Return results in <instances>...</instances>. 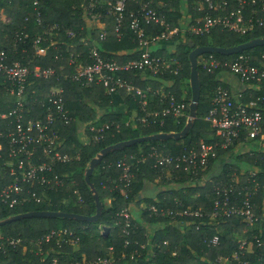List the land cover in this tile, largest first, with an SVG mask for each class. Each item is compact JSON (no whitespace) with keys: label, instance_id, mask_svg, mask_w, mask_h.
<instances>
[{"label":"trees","instance_id":"obj_1","mask_svg":"<svg viewBox=\"0 0 264 264\" xmlns=\"http://www.w3.org/2000/svg\"><path fill=\"white\" fill-rule=\"evenodd\" d=\"M33 1L0 0V49L6 50L10 62L17 60L26 64L30 61L31 64L55 69V76L49 79L29 77L27 100L33 103L37 99L38 102L31 104L27 116L40 115L43 112L41 102L46 99L47 93L55 85H63L64 100L71 120L66 125H60V150L68 153L72 159L56 162L51 170L45 172L49 179L54 180L57 176L59 184L37 181L23 183L25 202L12 209L0 201V220L35 210L93 215L96 212L95 200L84 175L89 161L102 148L119 141L165 132L167 119L172 121L175 131L184 127L191 100L189 52L193 47L190 43L194 46L231 47L264 36V27L258 25L246 32H235L216 26L208 33H192L190 28L208 11L204 0H128L119 25V35L115 30L116 17L108 10L109 0H97L94 11L100 15L92 25L85 18V6L89 4V0H38L41 24L35 21ZM263 1L245 0V16L251 14L258 18L264 15ZM214 3L216 11H211L212 14L228 13L238 7L239 0H228L225 8L218 7L220 0H214ZM143 4L154 9L159 17H163L170 28L178 29L169 40H164L167 43L172 40L175 42L174 46L171 48L169 45V49L162 48L154 53L166 58H176L181 63L178 73H123L135 87L143 90L149 88L145 105L134 90L120 88L108 93L100 83L83 86L62 75L74 70L68 63L70 56L90 62L88 51L93 45L106 58H115L122 62L136 57L139 36L130 27L131 12L138 10ZM185 7L191 21L184 28L181 26V19ZM52 26L56 27L51 29ZM141 28L145 38L156 36L165 30L164 25L155 21H142ZM101 32L106 34L104 39L99 38ZM41 33L46 39L43 42L46 51L37 55L33 40ZM15 40L17 44L13 47ZM244 52L259 56L264 52V45L246 49ZM210 54L221 60L236 55L204 53L198 58ZM61 66H64L63 70L60 69ZM198 70L202 84L201 96L197 118L186 136L139 142L105 155L90 177L103 204L102 214L96 222L39 216L25 217L0 225L1 242L4 243V249H0V264H46L52 255L63 262L79 264H264V221L261 219L264 214V143L260 144V136L248 141L255 147L244 152H235L238 151L237 141L227 150L219 151L218 157L210 161L205 175H199L198 178L177 169L166 179L165 174L152 167L154 159L148 157L136 165L135 177L128 188L127 197L121 190L122 185L118 179L122 168L117 161L124 155L148 153L153 147L161 154L176 155L195 147L201 140H215L214 131L204 117L212 108L214 89L222 81L218 71L210 73L200 65ZM167 82L170 85L165 86ZM222 84L228 87L227 84ZM183 88H186L185 96ZM168 92L176 101L186 103L185 116H154L155 112H161L169 105L171 98ZM258 94V91L247 89L243 99L247 101ZM14 99L4 84L0 83V111H8L13 106ZM143 117L146 120L143 121ZM87 122L111 125L105 130L104 138L95 141L94 133L88 132V138L84 140L79 129L82 123ZM5 128V122L0 121V131H5ZM0 144L1 189L12 180L13 175L5 164L8 159L7 138L0 137ZM42 152L40 149L39 154L42 155ZM158 178L178 186L159 189L155 196L143 195L146 182H153ZM255 182L258 187L254 191ZM244 184L254 191L250 198L253 211L259 217L254 224H250L243 217H219L211 222H207V218L186 217L180 219L182 222L174 223L168 217L159 216L150 210L151 205L173 209L192 206L209 212L215 198L216 186L233 185L240 191ZM31 193L41 197V202L34 201ZM238 195L244 196L242 190ZM79 196L82 201H79ZM132 205L139 210L138 217L132 216ZM125 207H129L128 219L120 215ZM126 223L127 234L123 232ZM103 227L108 230L103 231ZM215 233L219 234V242L216 245L208 244V239ZM48 235L49 238L46 239ZM11 238L20 239L16 247L10 246ZM257 239L262 244L258 245ZM38 240H41V250L34 244ZM242 242L244 246L240 249ZM99 258H106L108 262H101Z\"/></svg>","mask_w":264,"mask_h":264},{"label":"built area","instance_id":"obj_2","mask_svg":"<svg viewBox=\"0 0 264 264\" xmlns=\"http://www.w3.org/2000/svg\"><path fill=\"white\" fill-rule=\"evenodd\" d=\"M128 0H109V12L114 14L117 20L115 30L119 35V25L126 10ZM137 1V0H134ZM142 1V0H139ZM208 5V11L197 20V24L190 28L194 34H204L210 32L214 27L221 26L235 32H246L252 30L255 26L264 27V15L254 18L252 15L245 16V0H239V5L235 10L228 13L212 14L216 11L214 0H204ZM228 0H220L219 8H225ZM97 0H89L85 6V18L89 25L99 18L100 13L95 12ZM38 0L33 1L35 10V21L41 24V12L38 8ZM201 5V3H200ZM264 11V5L262 6ZM132 20L130 27L133 28L139 36V49L136 57L126 61H119L115 58H106L101 55V51L95 45L88 51L90 62H83L77 57L70 56L68 63L73 66V72L63 74L73 81L79 82L83 86H90L94 83L102 84L108 93L115 92L120 88L134 90L140 98L142 104L147 102V92L149 88L143 90L135 87L133 83L123 76L124 72L139 71L143 74L153 75L161 74L165 71L178 73L181 69V63L176 58H166L155 54L153 46L164 40H169L171 36L177 33L176 27L170 28L163 17H159L156 11L143 4L141 8L131 12ZM6 21H9L6 18ZM155 21L165 26L160 34L150 38L143 37L141 22ZM56 26H52L54 29ZM43 33H46L44 31ZM105 32H101L100 39H104ZM21 39V37H18ZM44 34H38L33 40V47L37 55H42L46 51ZM16 40L13 47L16 46ZM198 65L207 72L214 73L218 71L219 79L222 81L217 84L212 97V108L204 119L210 123L215 140H201L195 147H190L184 152L176 155H166L159 153L154 147L150 152L139 154L124 155L117 161L122 171L118 181L124 196L127 197L128 188L135 177L134 170L139 162H144L148 157L153 158L152 167L160 170L161 174L171 176L174 170H181L191 175L193 178L199 175H205L209 168L210 161L218 157L221 150H227L237 141V146L242 145L257 136H260V144L264 143V52L256 56L250 52H238L234 57L221 60L214 55H205L198 58ZM60 69H64L61 66ZM55 69L52 67H42L39 64H31L28 61L23 64L17 60L9 61L5 49H0V83L4 84L9 94L15 97L13 106L8 111H0V121L5 122V131H0V137L7 138V156L5 164L9 172L13 175L12 180L0 189V201L8 208H14L25 202L23 196V183H46L54 182L59 184L60 180L55 177L54 180L46 177L45 172L51 170L56 162H66L72 159L68 153L60 150L62 140L60 138V125H66L70 122L69 110L64 100L65 89L63 85L55 87L47 93L46 99L41 102L43 112L36 117L27 116L30 112L31 104L38 102L35 99L32 102L27 100V86L29 77L49 79L55 76ZM225 74L228 77L235 78L237 85H228V82L221 76ZM58 80V77H57ZM222 83L228 85L224 86ZM247 89L258 91L255 98L244 100V94ZM34 92V90L32 91ZM170 102L161 112H155L156 117L173 116L180 118L185 116L186 103L176 101L171 93ZM250 94V93H249ZM147 117V116H146ZM143 117L142 120H146ZM162 122V120H161ZM84 124L83 139L87 140L88 132L94 133V140L98 141L104 138V132L110 128L109 123L96 124L94 122ZM240 138H242L240 140ZM42 150V155L39 150ZM238 150V149H236ZM2 157V146L0 144V158ZM135 160V161H133ZM253 173V172H251ZM254 174V173H253ZM205 179V178H204ZM237 184L238 181H235ZM258 187L255 182L253 190ZM244 196L240 197V191ZM251 190L246 184L241 186L240 191L233 185H218L215 187V198L209 212L201 207L192 206L173 209L169 207L157 208L153 205L150 210L159 215L168 217L172 222H182V218L198 217L207 218V222L217 220L219 217H243L250 224L258 221L259 217L253 211L251 202ZM29 193L30 191L27 190ZM78 193L77 190L74 191ZM34 201L41 202V197L31 193ZM79 201H82L79 196ZM130 207V206H129ZM129 207L120 211V215L125 218L130 217ZM264 221V214L261 216ZM201 223V222H200ZM128 223L123 227L125 234ZM50 235V234H49ZM49 235L46 239L49 238ZM20 242L19 238L9 239V244L16 247ZM219 242V234L215 233L208 239V244L216 245ZM258 245L262 244L259 239ZM41 250V240L34 242ZM244 243L240 244L242 249ZM0 249H4V243L1 242ZM51 252V250H49ZM237 253H235L236 255ZM221 259V258H219ZM218 259V260H219ZM44 261L45 258H42ZM101 262H108L106 258H99ZM46 264H79L72 261H61L57 256H51Z\"/></svg>","mask_w":264,"mask_h":264},{"label":"water","instance_id":"obj_3","mask_svg":"<svg viewBox=\"0 0 264 264\" xmlns=\"http://www.w3.org/2000/svg\"><path fill=\"white\" fill-rule=\"evenodd\" d=\"M190 45L193 47L191 51L189 52L191 100L189 103V113H188L184 127L180 131H172V132L163 131V132H158V133H154L150 135L139 136V137L131 138L128 140L119 141V142L110 144L102 148L89 161V164L85 170V175H84L85 181L89 185L90 190L93 193V197L95 200L96 212L93 215H84V214H79V213H74V212H62V211H52V210H35V211L11 215L7 218H4L0 220V225L6 222H9V221H13V220H17V219H21L25 217H39V216L67 217V218H73V219L90 221V222L98 221V219L100 218L102 214L103 204L99 198L97 190L95 189L94 185L91 182L90 177L94 169L96 168V166L100 164L102 158L105 155H107L109 152L123 149L125 147L131 146L139 142L150 141L154 139H159V140H166L170 138L179 139L181 137L186 136L191 130L194 120L197 118V109H198V104H199L200 96H201L202 84H201L200 74L198 70V57L204 53H221L224 55H231V54L244 51L249 48H254L256 46H262L264 45V36L253 38L247 42H244V43H241L235 46H231V47H219V46H212V45L194 46L193 43H190ZM107 230H108L107 227H103V231H107Z\"/></svg>","mask_w":264,"mask_h":264},{"label":"rangeland","instance_id":"obj_4","mask_svg":"<svg viewBox=\"0 0 264 264\" xmlns=\"http://www.w3.org/2000/svg\"><path fill=\"white\" fill-rule=\"evenodd\" d=\"M263 4H264V1H263ZM185 9V13L183 14L182 16V19H181V23H182V27H187L188 24L190 23V14L186 12V7L184 8ZM169 42V45L171 46V48L174 46L175 42H173L171 40L168 41ZM100 114H102L101 112H99ZM100 116V115H99ZM84 124L80 125V129H79V133L81 132L82 133V136L84 135ZM255 145L251 142H245L243 145H242V148L240 146H237L236 149H238V151H235V152H244L250 148H254ZM233 161H236V159H233ZM219 167V166H218ZM218 167L215 169L216 171L218 170ZM245 167V166H243ZM168 178L170 176H165V178ZM166 178V179H167ZM238 179V177H236ZM206 181V180H205ZM149 183V184H147ZM147 186H146V191H145V194L147 196H155V194L158 192L159 189H163V188H166V187H171V186H178L177 184H172V183H169V182H166V181H162L160 180V178L156 179V181H153V182H146ZM149 190V191H148ZM156 192V193H155Z\"/></svg>","mask_w":264,"mask_h":264},{"label":"crops","instance_id":"obj_5","mask_svg":"<svg viewBox=\"0 0 264 264\" xmlns=\"http://www.w3.org/2000/svg\"><path fill=\"white\" fill-rule=\"evenodd\" d=\"M153 48L155 49V50H160V49H162V48H166V49H169L170 48V46H169V43H167V42H165V41H159V42H157L154 46H153ZM224 79H225V81L226 82H228V85L230 86V85H233V86H236L237 85V81H236V79L235 78H232V77H228L227 78V76L225 75V74H222L221 75ZM168 85H170V83H166L165 84V86H168ZM185 94H186V88H183V96H185ZM147 99V98H146ZM165 131L166 132H172V131H175V126H174V124L172 123V121L170 120V119H167L166 121H165ZM147 184H149V183H147ZM147 184H145V188H144V191H143V195H146L145 194V191H146V186H147ZM149 191V190H148ZM147 192V191H146ZM156 193V192H155ZM147 196V195H146ZM131 213H132V216H134V217H138L139 216V214H140V212H139V210L137 209V207L136 206H134V205H132L131 206Z\"/></svg>","mask_w":264,"mask_h":264}]
</instances>
